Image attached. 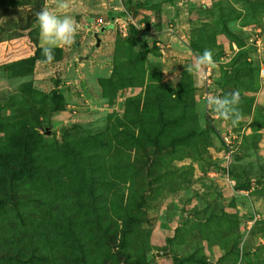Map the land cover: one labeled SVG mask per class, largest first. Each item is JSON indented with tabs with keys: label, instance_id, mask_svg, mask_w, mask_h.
I'll list each match as a JSON object with an SVG mask.
<instances>
[{
	"label": "rangeland",
	"instance_id": "1",
	"mask_svg": "<svg viewBox=\"0 0 264 264\" xmlns=\"http://www.w3.org/2000/svg\"><path fill=\"white\" fill-rule=\"evenodd\" d=\"M46 4L0 0V264H264V0H72L40 63Z\"/></svg>",
	"mask_w": 264,
	"mask_h": 264
},
{
	"label": "clouds",
	"instance_id": "2",
	"mask_svg": "<svg viewBox=\"0 0 264 264\" xmlns=\"http://www.w3.org/2000/svg\"><path fill=\"white\" fill-rule=\"evenodd\" d=\"M54 7L47 4L36 13V22L40 29L42 40V56L40 63H51L55 59L54 48L56 46H70L74 43L75 37L80 29V24L75 18L67 14V10L72 6V0H51ZM213 52L211 49H205L202 53L195 56V60L186 71L199 74L200 79L206 77V69L214 66ZM240 93L235 91L224 96L208 94L206 97V107L213 114L230 120L235 127L243 117L239 110Z\"/></svg>",
	"mask_w": 264,
	"mask_h": 264
},
{
	"label": "built area",
	"instance_id": "3",
	"mask_svg": "<svg viewBox=\"0 0 264 264\" xmlns=\"http://www.w3.org/2000/svg\"><path fill=\"white\" fill-rule=\"evenodd\" d=\"M100 24H104L103 20L101 18L97 19V26H100ZM140 31H142V29L144 28L143 26L139 27ZM147 30V29H146ZM142 33V32H141ZM259 75L262 77L264 76V68H262L259 72Z\"/></svg>",
	"mask_w": 264,
	"mask_h": 264
},
{
	"label": "water",
	"instance_id": "4",
	"mask_svg": "<svg viewBox=\"0 0 264 264\" xmlns=\"http://www.w3.org/2000/svg\"><path fill=\"white\" fill-rule=\"evenodd\" d=\"M94 38L96 39V47L99 45V39H98V36L95 34L94 35ZM158 255H160V254H158Z\"/></svg>",
	"mask_w": 264,
	"mask_h": 264
}]
</instances>
